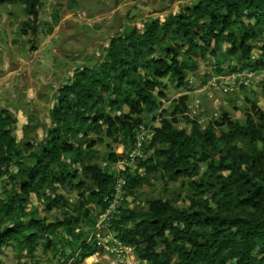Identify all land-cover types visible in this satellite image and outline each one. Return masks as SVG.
<instances>
[{"label":"trees","instance_id":"trees-1","mask_svg":"<svg viewBox=\"0 0 264 264\" xmlns=\"http://www.w3.org/2000/svg\"><path fill=\"white\" fill-rule=\"evenodd\" d=\"M5 1L21 4L37 18L41 0L0 4ZM212 41L227 42L225 56L264 66V0H198L163 22L152 19L142 30L129 27L114 36L100 64L77 70L59 90L50 112L52 126L38 151L29 154L31 162L24 159L33 146L18 145L10 128L13 118L1 110L0 184L8 176L12 186L8 198L0 194V252L10 246L17 259L33 260L39 245L43 254L51 252L56 262L68 264L99 251L88 204L105 208L116 181L109 164L128 155L109 149L103 154L105 164L85 161L97 143L90 134L104 127L107 137L133 148L143 117L156 109L157 96L163 97L162 78L185 84L187 69L196 67L192 56L204 58ZM254 50L258 54L252 60ZM185 100L180 98L181 109L176 106L171 115L184 111ZM224 120L213 130L188 118L187 130L161 118L151 146H141L143 152L151 148L155 158L135 157L146 173L158 169L163 182L191 178L199 173L200 162L207 165L204 178L190 185L209 199L191 198L188 207L151 199L144 209L123 210L110 221L114 236L133 246L147 264H264V110H256L255 118L246 115L244 125L228 116ZM220 144L221 158L206 162L207 150L217 151ZM123 175L126 189L141 181ZM57 185L79 197L70 204L55 192ZM32 194L43 202L45 213L59 210L61 218L28 210Z\"/></svg>","mask_w":264,"mask_h":264},{"label":"rangeland","instance_id":"rangeland-1","mask_svg":"<svg viewBox=\"0 0 264 264\" xmlns=\"http://www.w3.org/2000/svg\"><path fill=\"white\" fill-rule=\"evenodd\" d=\"M197 1L41 0L35 20L15 1L0 4V111L6 110L12 116L10 128L18 145L27 142L33 146L26 151L24 160L31 162L29 154L37 152L39 145L44 142L52 126L50 112L57 104L59 90L71 83L77 70L100 64L110 40L129 27L142 30L149 20L163 22L168 16ZM33 27L35 32H32ZM227 46V42L212 41L206 47L204 58L192 56L196 67L187 69V82L181 86L168 77L162 78L163 86L159 90L163 92V97L157 96L156 109L143 117L142 125H145L146 133L143 144L146 147L151 146V135L160 126L161 118L175 120L173 125L178 129L188 130L189 118L196 120L201 129L211 127L217 130L219 124L225 121V116L244 125L246 115L255 118L256 110H264V66L255 65L253 61L239 62L225 56ZM257 54L258 50H254L252 60ZM155 55L158 53L155 52ZM183 58L184 54L179 57L180 60ZM183 96L186 97L184 111L171 115L176 106L181 109L180 98ZM90 137L97 140L93 147L95 153L85 158V161L103 165V154L109 149L125 155L132 151V148L126 149L118 140L107 137L104 127L100 133L90 134ZM161 146L156 144L155 148ZM222 146L219 145L218 152L213 147L208 149L206 162L211 159L218 161L223 155ZM141 157L155 158L151 148H146L144 152L142 150ZM138 163V160L123 158L109 164L111 172L116 174L112 194H118L114 218L123 210L144 209L146 202L151 199L170 200L178 207H188L191 198L196 201L209 199V195L196 193L190 185L191 181L204 178L207 169L205 162L199 163L197 175L191 178L179 176L168 182H163L158 169L146 173ZM15 169L13 167L11 171L15 173ZM123 174L140 178L141 181L137 186L126 189ZM11 186L12 181L5 176L0 184L2 197H9ZM55 192L68 198L70 204L79 197L77 192L67 191L59 185ZM88 208L96 220L90 228L94 234L97 232L96 222L104 209L100 211L93 202L88 204ZM27 209H33L36 215L49 219L61 218L59 210L45 213L43 202L33 194ZM98 233L104 240L116 239L109 225L100 227ZM36 255L38 258L36 256L33 260L17 259L13 248L6 246L0 252V264H61L53 259L51 252L43 254L39 245ZM100 259L106 260V254L102 251L68 264H95L93 262Z\"/></svg>","mask_w":264,"mask_h":264},{"label":"built area","instance_id":"built-area-1","mask_svg":"<svg viewBox=\"0 0 264 264\" xmlns=\"http://www.w3.org/2000/svg\"><path fill=\"white\" fill-rule=\"evenodd\" d=\"M234 78V75H231ZM145 126L139 125L136 135H135V144L131 149L132 151L128 154V158L126 160L133 161L136 156H141V146L145 141ZM124 183V182H123ZM122 188V186H121ZM116 190L118 188H115ZM120 191L119 189L117 190ZM111 198H108L106 202V206L102 215L99 216V219L96 222V230L97 232L93 235V239L96 243V246L99 248V251H102L106 254V260H98L97 262H93L95 264H147V262L136 255L135 248L133 246L124 244L117 238L113 241L107 238L99 237L98 229L104 225L108 226L110 221L114 218L113 213L117 207V199L118 194H111ZM97 251V252H99ZM96 255V252L95 254Z\"/></svg>","mask_w":264,"mask_h":264}]
</instances>
